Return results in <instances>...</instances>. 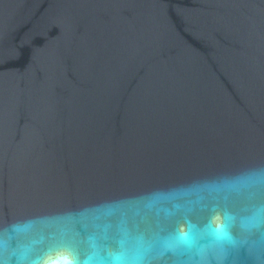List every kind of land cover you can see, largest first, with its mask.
Here are the masks:
<instances>
[{
  "label": "water",
  "instance_id": "obj_1",
  "mask_svg": "<svg viewBox=\"0 0 264 264\" xmlns=\"http://www.w3.org/2000/svg\"><path fill=\"white\" fill-rule=\"evenodd\" d=\"M0 264H264V0H0Z\"/></svg>",
  "mask_w": 264,
  "mask_h": 264
}]
</instances>
